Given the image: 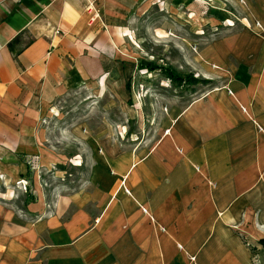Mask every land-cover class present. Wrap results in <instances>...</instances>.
<instances>
[{
    "label": "crops",
    "instance_id": "crops-1",
    "mask_svg": "<svg viewBox=\"0 0 264 264\" xmlns=\"http://www.w3.org/2000/svg\"><path fill=\"white\" fill-rule=\"evenodd\" d=\"M139 1L0 0V175L38 162L27 201L0 197V264H264V0H229L242 28L196 53L207 88L161 118L153 142L80 122L65 129L78 151L58 159L28 107L132 80L103 19L119 25ZM56 162L89 171L76 189L45 190Z\"/></svg>",
    "mask_w": 264,
    "mask_h": 264
},
{
    "label": "rangeland",
    "instance_id": "rangeland-1",
    "mask_svg": "<svg viewBox=\"0 0 264 264\" xmlns=\"http://www.w3.org/2000/svg\"><path fill=\"white\" fill-rule=\"evenodd\" d=\"M143 5L145 9L139 11V6ZM223 10L227 13L225 19L222 17ZM242 15L229 0H186L184 7H179V0L172 1L170 6L159 0H145L137 2L134 10L123 15L119 25H113L100 16L105 23L103 30L119 38L118 48L111 57L118 64L117 68L121 66V70L116 71L126 74L130 70L134 76L130 81L123 80L118 92L113 91H117L115 82L106 81L103 86L105 92L97 98L90 94L91 87H88L89 91H50L36 98L39 99L38 105L29 104L34 115L39 117L46 139L53 143L55 152L60 155L58 159H63V154L78 151L79 147L65 129L80 122L90 129L102 121L107 122L115 128L124 127L121 133L123 137L132 132L153 142L158 136L156 130L160 119L166 115L170 118L176 110L200 95L207 84L175 86L165 80L159 70H139L140 63L148 61L158 68H169L182 77L192 76L196 80H203L193 70V57L212 40L240 31ZM111 28L116 29L111 31ZM23 163L27 171L23 178L16 176L11 179L6 174L0 175V197H7L18 205L31 197L32 175L38 171L36 160L29 159ZM65 168L69 167H62L56 162L49 169L52 174L44 172V175H40V186L45 190L50 186L54 189H63L64 186L76 189L81 175L88 173L89 163L76 169Z\"/></svg>",
    "mask_w": 264,
    "mask_h": 264
},
{
    "label": "trees",
    "instance_id": "trees-1",
    "mask_svg": "<svg viewBox=\"0 0 264 264\" xmlns=\"http://www.w3.org/2000/svg\"><path fill=\"white\" fill-rule=\"evenodd\" d=\"M11 45V44H10ZM139 70H146L148 72H153L156 70H159L160 73L164 75L165 80L169 81L170 84L175 86H194L197 83L207 84V81L204 80H196L192 76L188 77H182L178 74H176L174 71H172L169 68H158L156 65L152 64L148 61H143L140 63Z\"/></svg>",
    "mask_w": 264,
    "mask_h": 264
},
{
    "label": "built area",
    "instance_id": "built-area-1",
    "mask_svg": "<svg viewBox=\"0 0 264 264\" xmlns=\"http://www.w3.org/2000/svg\"><path fill=\"white\" fill-rule=\"evenodd\" d=\"M93 17H94V19H97L98 18L97 13L94 12Z\"/></svg>",
    "mask_w": 264,
    "mask_h": 264
}]
</instances>
